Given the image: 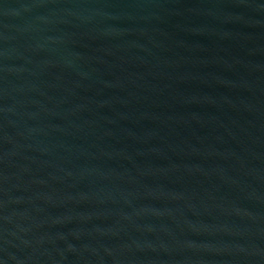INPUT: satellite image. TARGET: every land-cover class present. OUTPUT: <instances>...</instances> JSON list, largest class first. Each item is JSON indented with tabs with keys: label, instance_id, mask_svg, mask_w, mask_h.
<instances>
[{
	"label": "water",
	"instance_id": "water-1",
	"mask_svg": "<svg viewBox=\"0 0 264 264\" xmlns=\"http://www.w3.org/2000/svg\"><path fill=\"white\" fill-rule=\"evenodd\" d=\"M0 264H264V0H0Z\"/></svg>",
	"mask_w": 264,
	"mask_h": 264
}]
</instances>
